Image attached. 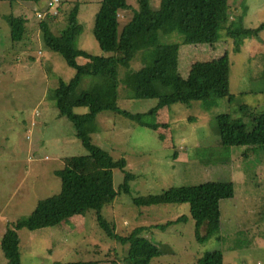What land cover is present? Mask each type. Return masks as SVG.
Instances as JSON below:
<instances>
[{
	"label": "rangeland",
	"instance_id": "obj_1",
	"mask_svg": "<svg viewBox=\"0 0 264 264\" xmlns=\"http://www.w3.org/2000/svg\"><path fill=\"white\" fill-rule=\"evenodd\" d=\"M127 1L132 8L120 12V30L139 10L137 0ZM149 1L152 10L160 8L161 0ZM49 2L0 0V264H7L1 248L6 230L28 219L39 201L60 192L57 171L69 167L86 174L98 169L73 123L59 115L55 91L61 81L69 83L76 70L45 45L40 31L44 19L37 13L58 11L55 18L48 16L45 20L51 19V30L60 35L77 6L82 32L76 47L94 56L109 57L94 36L102 0H61L51 9ZM223 14L228 20L244 14V25L257 28L264 22V0H232ZM13 17L27 21L29 34L19 43L11 39ZM225 28L226 24L214 45L181 46L178 73L182 77L207 68H216L222 74V86L213 92V102L176 104L150 114L157 108L158 99H138L133 91V75L151 62V58L139 54L127 67L118 69V106L132 114H146L145 121L157 127H144L106 111L84 128L94 144L127 163L124 170H113L118 196L102 211L118 234L128 236L138 227L188 218L166 231H144L142 235L151 242L172 250L151 264H264V148L225 149L216 133L217 117L223 114L242 118L252 129L251 119L239 112L240 105L264 112V31L257 38L245 40L235 52L234 40L227 37ZM160 42L181 44L182 38L161 35ZM77 62L85 64L87 60L79 57ZM92 81L84 78L73 98L84 95ZM155 86L161 95L172 93L160 83ZM73 113L85 116L89 109L74 108ZM126 172L137 178L131 182L129 194H119ZM215 181L232 182L235 194L221 201V229L205 242L195 238L189 204L137 207L133 203L135 197L158 195L172 187ZM18 235L22 264H126L128 246L108 238L93 211L57 226L21 229Z\"/></svg>",
	"mask_w": 264,
	"mask_h": 264
},
{
	"label": "trees",
	"instance_id": "obj_2",
	"mask_svg": "<svg viewBox=\"0 0 264 264\" xmlns=\"http://www.w3.org/2000/svg\"><path fill=\"white\" fill-rule=\"evenodd\" d=\"M38 3L40 0H19ZM139 10L121 30L119 29L120 12L132 7L127 0H102L101 8L96 15L94 36L100 48L109 57L94 56L76 47V40L82 32L78 22V7L70 13L68 25L60 35L51 30V19L47 17L40 23V31L45 45L60 54L67 65L76 70L75 77L69 82H60L56 89V106L61 117L68 118L76 129V135L98 169L91 173L81 174L66 167L56 172L61 179V190L58 194L39 201L36 209L26 220H20L8 228L3 236L1 248L7 264H22L20 254V237L18 231H31L57 226L75 217L95 212L100 228L108 238L121 245H127L126 264H151L152 260L172 252L165 246L159 247L144 237V231L153 229L166 231L169 227L188 221L182 216L176 221L162 225L138 227L128 236L117 233L112 221L102 215L105 207L112 205L118 192L114 189L113 170H124L126 160L115 159L108 151L93 143L84 128L94 122L106 111L124 116L137 124L155 129L156 125L145 121L146 114H132L118 106L120 66L127 67L137 55L151 58V62L133 75V91L138 99H158L155 111L176 104L190 106L194 102L208 105L213 102L212 94L222 86V74L216 68H207L190 73L186 78L178 73L182 45H214L219 42L220 31L226 24V35L234 40L235 52H239L246 39L257 38L264 31V22L257 28L244 25V14L238 18L227 19L223 10L232 5V0H161L160 8L152 10L149 0H137ZM247 8L245 7L244 13ZM27 21L23 17L11 20V39L19 43L29 34ZM176 34L182 43L165 44L160 36ZM85 58V64L77 59ZM91 78L88 91L78 99L73 95L84 78ZM172 89L169 95H161L155 84ZM233 97V96H232ZM88 108L89 113L79 116L73 113L74 108ZM239 112L248 116L253 123L249 129L242 118L223 114L217 117L216 133L220 145L225 149L233 147H251V151L264 148V112H256L249 105L243 104ZM176 157V155H175ZM136 175L126 172L120 191L129 194L131 182ZM232 182L215 181L197 186L172 187L158 195L133 198L137 207H149L169 204H189L191 218L195 222V238L205 242L221 229L222 200L234 197ZM205 230V234H202ZM69 264H100L95 261H79Z\"/></svg>",
	"mask_w": 264,
	"mask_h": 264
},
{
	"label": "built area",
	"instance_id": "obj_3",
	"mask_svg": "<svg viewBox=\"0 0 264 264\" xmlns=\"http://www.w3.org/2000/svg\"><path fill=\"white\" fill-rule=\"evenodd\" d=\"M61 2V0H50V2H49V8L51 9V8H53V7H55V5L56 4H58V3H60ZM58 15V11H54V12H48V13H44V14H42V13H37V17L39 18V19H41V20H43V19H45L46 17H55V16H57Z\"/></svg>",
	"mask_w": 264,
	"mask_h": 264
},
{
	"label": "crops",
	"instance_id": "obj_4",
	"mask_svg": "<svg viewBox=\"0 0 264 264\" xmlns=\"http://www.w3.org/2000/svg\"><path fill=\"white\" fill-rule=\"evenodd\" d=\"M247 8V7H246ZM244 9H245V7H244ZM226 31V30H225ZM247 40V39H246Z\"/></svg>",
	"mask_w": 264,
	"mask_h": 264
}]
</instances>
